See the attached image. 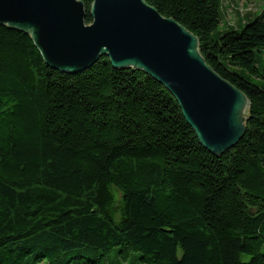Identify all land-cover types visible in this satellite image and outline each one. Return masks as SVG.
I'll return each mask as SVG.
<instances>
[{
  "label": "trees",
  "instance_id": "1",
  "mask_svg": "<svg viewBox=\"0 0 264 264\" xmlns=\"http://www.w3.org/2000/svg\"><path fill=\"white\" fill-rule=\"evenodd\" d=\"M145 1L249 99L243 139L216 156L152 76L58 71L0 24V264H264V11L223 29L224 0Z\"/></svg>",
  "mask_w": 264,
  "mask_h": 264
},
{
  "label": "water",
  "instance_id": "2",
  "mask_svg": "<svg viewBox=\"0 0 264 264\" xmlns=\"http://www.w3.org/2000/svg\"><path fill=\"white\" fill-rule=\"evenodd\" d=\"M85 14L80 0H0V24L29 34L48 66L77 74L107 56L163 84L214 155L243 139L250 101L207 64L190 31L145 0H94L90 25Z\"/></svg>",
  "mask_w": 264,
  "mask_h": 264
},
{
  "label": "rangeland",
  "instance_id": "3",
  "mask_svg": "<svg viewBox=\"0 0 264 264\" xmlns=\"http://www.w3.org/2000/svg\"><path fill=\"white\" fill-rule=\"evenodd\" d=\"M223 7V29L238 28L249 14L258 15L264 11V0H224ZM138 256L133 254L127 261H123L113 254L109 260L111 264H141L136 262Z\"/></svg>",
  "mask_w": 264,
  "mask_h": 264
}]
</instances>
